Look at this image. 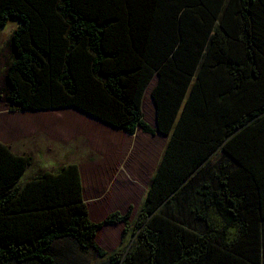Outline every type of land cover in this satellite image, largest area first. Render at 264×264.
I'll list each match as a JSON object with an SVG mask.
<instances>
[{"label":"trees","instance_id":"trees-1","mask_svg":"<svg viewBox=\"0 0 264 264\" xmlns=\"http://www.w3.org/2000/svg\"><path fill=\"white\" fill-rule=\"evenodd\" d=\"M11 19L1 102L170 140L132 223L91 221L77 164L22 181L32 155L0 141V264H264V0H0ZM119 223L135 241L108 253Z\"/></svg>","mask_w":264,"mask_h":264},{"label":"crops","instance_id":"crops-1","mask_svg":"<svg viewBox=\"0 0 264 264\" xmlns=\"http://www.w3.org/2000/svg\"><path fill=\"white\" fill-rule=\"evenodd\" d=\"M155 78L150 83V85H152V83L154 82V85L153 86L149 85L143 96L142 106L144 104V101L150 100V104L147 105L149 109L146 110L149 113L154 109L157 110L156 103L152 96L153 89L158 81V79ZM143 108L144 107H142V109ZM62 110H64V115L66 116L59 118L62 121V123L57 124V126H61L62 124H67V122L70 119L69 121L71 126L70 130L71 129L73 130L75 129L74 126L79 128L80 126L79 123L84 122V124L88 128L92 129L91 130L92 135L98 137V139L101 140L102 144L97 145V149L93 147H89V149L88 148L81 149L79 147L80 143L76 144L75 146H72L71 148L68 147V149L66 148L64 149L63 146L65 145H61L58 143L67 140L68 138H71L73 140L72 143L79 142L78 137L74 138L73 137L74 134H71V137H68L66 135L67 133H63V131L60 130L52 129L53 133L50 136L53 137V140L55 142H52L50 138L46 139L45 136L43 137L44 139L38 138L37 141H34L35 138H33L32 140L28 141L29 145L28 148H26V146H24L25 139H20L18 132L16 131L14 132V128L12 127L11 148L13 149L14 152L20 155H25V154L31 155L32 151L36 153L44 152L45 158L47 160H51L52 157L54 158L56 157L57 160L55 159V161L59 162L58 168H56V170L54 171L40 169V167H38L36 164L33 163L32 166L36 168V172L38 171L57 172L64 165L77 164L80 168L84 199L88 206L89 217L92 222L101 223L112 213H116V212L122 213L128 211L133 199L136 200L135 198H137L140 193L139 192L137 194L129 196L131 192L128 190V188L133 189V186H135L138 189L140 188L143 193L146 191L148 193L151 182L154 179L157 170L160 166V163L163 160L165 148L170 140V137L160 133H157L156 135L147 134L143 132L141 128H138L137 132L134 135H130L76 108L69 107V108H62ZM20 112H21L20 114L24 115L26 113H30L34 111H20ZM15 114H19V113L17 112ZM55 115L62 116L63 114L55 113V114H51L50 116H46L45 118L49 120L50 117H53ZM81 119L82 121H79ZM72 120L74 123H72ZM95 121L98 123H102L103 126L107 128H103L101 130L102 132H99V130H97L98 124H96ZM94 126L96 127V130ZM80 127L82 130L85 129L83 126ZM156 127H157V111H156V126L153 128ZM43 130H44L43 132H46L45 128H43ZM105 133L117 137L118 138L117 141L119 142L114 145L113 143H115L114 142L115 138H111L109 142L105 143L103 140ZM153 136L156 139H154ZM160 138H162L163 140L158 141L157 139ZM48 140L52 143H57V145H55L56 147L50 148L48 144ZM0 141L6 144L4 140H0ZM161 143L162 145L159 150V145ZM52 149L54 151H51ZM55 152L57 155H54ZM87 153L88 156L89 154L90 156L88 159H84L85 154ZM140 198L142 202V197H138L137 200H139ZM144 202L145 199L141 204L142 206ZM133 221H131V223ZM120 225L123 224L119 223L116 225H107L102 227L97 233L96 242L99 245L107 248L109 252H112V249L110 248L115 246L116 244L120 249L123 246V244H125V240L127 242L129 239V237L127 236L126 237L120 236V231H121L119 227ZM110 230H113L114 233L112 234L113 238L108 241L106 235ZM122 230H124L123 227ZM119 249L117 248V250ZM91 257L93 256L91 255Z\"/></svg>","mask_w":264,"mask_h":264},{"label":"rangeland","instance_id":"rangeland-1","mask_svg":"<svg viewBox=\"0 0 264 264\" xmlns=\"http://www.w3.org/2000/svg\"><path fill=\"white\" fill-rule=\"evenodd\" d=\"M20 22H18L15 19H11L8 24L0 29V91L1 89L4 87V75L5 72L7 70L8 67V60H9V56H10V47L8 45V41L12 35V33L14 32V30L19 26ZM156 79V78H155ZM154 82L152 83L153 86ZM150 104V100L149 101H144V104L142 107H144L143 110V115H144V120L146 122H148V124H150L152 127L156 126V109L147 112L146 110L149 109L147 105ZM11 105L5 103V102H1L0 101V140H4L6 142V145L11 146V129L12 127L14 128V132H18L19 134V138L20 139H25V144L24 146H26V148H28V141L32 140L33 138L34 141H37L38 138H42L45 136L46 139L50 138V140L52 142H55L53 140V137L50 136L54 130H60L63 131V133H67L66 135L68 137H71V134H74V138L78 137L79 142H73L72 143V139L68 138L67 140H64L58 144L61 145H65L63 146V148L68 149V147H72L75 146L76 144H79V147L81 149H89V147H93L97 149V145L102 144L101 140L98 139V137H95L92 135V129L88 128L84 122L83 123H79L80 126H83L85 129H81V127L79 126V128H77L76 126H74L75 129H71L70 130V119L67 122V124H62L61 126H57V124L62 123V121L59 118H62L63 116L65 117L66 115H64V110L60 109H51V110H40V111H34V112H30V113H26V114H20V111H13L11 108ZM77 111V110H76ZM19 113V114H15V113ZM63 114L61 115H55L53 117H50L49 120H47L45 117L46 116H50L51 114ZM82 115V114H81ZM35 116V117H34ZM37 116V117H36ZM43 116V117H41ZM78 118V117H77ZM76 118V120H77ZM79 121H82L79 120ZM72 123L73 120H72ZM97 125V130H99V132H102L101 130L103 128H107L105 126H103L102 123H98L95 121ZM95 127V126H94ZM43 128L46 129V132H43ZM96 130V127H95ZM48 132V133H47ZM154 137V136H153ZM111 138H115V143H113L114 145L117 144L119 141H117V137H114L112 135H108L107 133H105V136L103 137V140L105 143L109 142ZM65 139V138H64ZM154 139H156L154 137ZM159 140H163L162 138L157 139ZM48 140V144L50 148H54L56 147L55 145H57V143H52ZM67 145V146H66ZM162 143L159 145V150L161 147ZM114 147V146H113ZM18 151V150H17ZM51 151H54L53 149ZM56 151V149H55ZM81 151V150H79ZM97 153V152H96ZM50 154V153H49ZM31 155L33 157V163L36 164L38 167H40V169L43 170H51L54 171L56 170V168H58V163L57 161H55L56 157H52L51 160H47L45 158V153L44 152H40V153H36V152H31ZM54 155H57L56 152ZM90 156V154H89ZM88 153L85 154L84 159H88L89 158ZM220 157V154L218 153L215 158L213 159V163H215ZM57 160V159H56ZM36 172V168H34V166H31L26 174L24 175L22 181L26 180V177H32V174L35 175ZM136 182V181H135ZM128 190L131 192L130 195H134L139 193L138 197H142V202L146 197V192H142V190L135 186H133L132 188H128ZM84 197V194H83ZM137 197V198H138ZM137 198H135L137 200ZM127 199V198H126ZM189 199V198H188ZM85 200V199H84ZM134 200L132 201V203L130 204V208L128 209V211L125 212H120L122 215H126L127 213H129V211H131V216L129 218V222L135 220L138 216V212L141 210L142 207V202H141V198L139 200ZM140 201V202H139ZM86 202V201H85ZM188 201L184 202L187 203ZM128 203V202H127ZM184 209L188 210L186 207H183ZM123 225H120V236L124 237L125 235V224L122 223ZM122 227L124 228V230H122ZM104 229V228H103ZM113 230L108 231L106 238L107 240H111L112 234H113ZM114 236V235H113ZM127 237H129L128 244H125V250L128 251L131 249L135 238H133L132 236V230L129 231ZM98 240V238H97ZM101 246V245H100ZM106 252L108 253H114L117 248L119 249L118 245L116 244L115 246L111 247L110 249H112V252H109L107 248L101 246ZM123 247V246H122ZM121 247V248H122ZM120 248V249H121ZM74 260L72 261V263L70 264H100V260H96L95 258L91 257V255H74ZM65 264V262L63 263Z\"/></svg>","mask_w":264,"mask_h":264}]
</instances>
